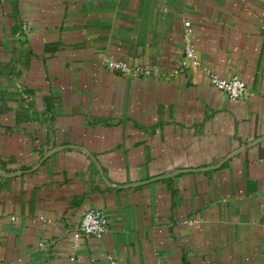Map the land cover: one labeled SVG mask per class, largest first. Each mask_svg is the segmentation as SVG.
I'll return each mask as SVG.
<instances>
[{"label": "crops", "instance_id": "1", "mask_svg": "<svg viewBox=\"0 0 264 264\" xmlns=\"http://www.w3.org/2000/svg\"><path fill=\"white\" fill-rule=\"evenodd\" d=\"M108 254L264 264V0H0V264Z\"/></svg>", "mask_w": 264, "mask_h": 264}, {"label": "built area", "instance_id": "2", "mask_svg": "<svg viewBox=\"0 0 264 264\" xmlns=\"http://www.w3.org/2000/svg\"><path fill=\"white\" fill-rule=\"evenodd\" d=\"M26 29V27H25ZM186 60L191 61L197 66H201V61L198 56L197 49L194 44L189 43L185 49ZM111 67L128 70V65L125 62L113 61L110 63ZM210 82L212 85L224 93L229 99H243L248 94V86L246 82L240 77L222 78L214 72L209 73ZM110 217L100 209L85 210L81 214L79 226L76 229V242L79 243L83 238L92 236L98 240H102L109 232ZM76 243V246L78 245ZM74 260V258H72ZM108 264H120L113 254L107 255Z\"/></svg>", "mask_w": 264, "mask_h": 264}]
</instances>
